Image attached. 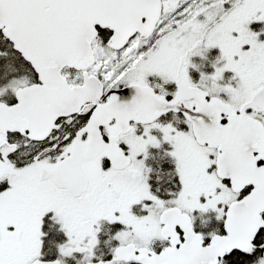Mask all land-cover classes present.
I'll return each mask as SVG.
<instances>
[{
  "label": "flooded vegetation",
  "instance_id": "af4514ba",
  "mask_svg": "<svg viewBox=\"0 0 264 264\" xmlns=\"http://www.w3.org/2000/svg\"><path fill=\"white\" fill-rule=\"evenodd\" d=\"M160 1L161 12L152 34L142 38L137 32L120 49L110 48L107 44L112 36L111 30L96 27L97 35L91 42L94 62L87 68V72L101 82L102 97L110 90L139 84L151 87L159 97L171 101L177 95L180 86H195L208 91L207 99L210 96L219 97L229 103L232 112L235 113L244 106L247 116L261 121L251 111L258 110L261 115H264V111L251 105L249 101L242 102L235 109L227 98L221 94L214 95V92H210V89L203 85V33L199 38L195 35L180 34L167 41L162 33H157L159 27L181 18L184 14L189 18L185 19L189 22L184 21L187 28L190 26V19L203 25V9L209 11L204 19L217 23L219 19L242 6L245 0H203V3L197 0ZM217 12L218 18L210 21ZM192 37L194 38L190 39ZM98 48L105 54L98 51ZM104 55L110 64H114L113 69L116 73L120 74L125 70L126 73H130L134 68L136 71L121 80L106 81L101 76V68L98 65ZM145 64L150 67L148 71L144 70ZM65 69L75 71L76 80L68 79L64 74ZM62 74L71 86L83 83L80 70L65 67ZM35 76L36 81L24 85L38 83L36 73ZM133 76L135 79H131ZM4 79L3 74L0 76V82ZM14 91L1 96L0 102L15 103ZM107 98L108 96L104 101ZM89 103L91 102H84L74 113L57 117L50 127H45L39 134L34 135V139L28 137L27 133H7L6 140L9 144H15V150L5 157L6 160L0 154V166H14L17 170L28 165L37 166L38 177L24 184L18 182L21 179H11L7 175L0 177V264H31L36 260L57 261L58 264H84L109 260L113 257L115 248L131 243L119 244L116 239L123 226L105 242L111 246L100 244L101 238L106 235L104 232L107 225L122 224L118 220L110 221L108 217L114 218L133 200L134 197L121 210L117 207L126 188H131L135 196L144 195L143 203L155 209L154 230L158 231V236L151 243V247L147 248L149 251H160L168 247L172 239L175 245L184 240L182 229L185 224L184 217L167 218V230L164 233L171 234L167 237L162 236L164 225L160 221V214L168 208L178 209L189 219L192 230L200 235L203 246L210 244L214 237L227 234L224 221L228 205L249 194L252 187L244 186L241 191L235 192L229 180L218 177L215 165L218 150L196 141L192 123L182 110H170L157 116L143 117L142 120L131 119L125 132H121L113 119L107 125L101 126L104 145L95 158L81 164V170L87 178V186L78 195L59 187L50 176L41 177V168L47 170L55 168L63 160L64 154H70L75 143L82 151L86 149L90 135L87 131L80 130L86 125L93 109L102 101L95 102L91 107H88ZM180 108L186 109L183 103H180ZM85 109L87 110L82 112ZM221 122H226L225 115ZM112 135L118 136V146L129 159L121 168L112 167L105 156L106 151L112 147L109 143ZM256 164L263 165L264 161L260 159ZM125 170L130 171L133 177L131 181H127V185H123L124 182L120 183L116 177ZM225 185L231 190L232 200L220 204L214 211L207 210L206 206L204 207L207 199L220 195L222 186ZM21 188L32 190L41 199L26 197L20 191ZM96 200L106 202L111 212L106 215L90 214L89 207L91 208ZM140 206L141 203L136 204L134 210L140 211ZM64 211H81V214L76 222L71 223L64 218ZM263 212L260 214L263 226H260L248 250L225 252L218 258L216 264H221V260L233 252L253 251L258 233L264 228ZM263 242L264 239L261 242V249H256L260 250L262 261ZM108 249H110L108 254L102 251ZM254 251L252 253L257 255ZM251 260L253 264L254 259Z\"/></svg>",
  "mask_w": 264,
  "mask_h": 264
},
{
  "label": "water",
  "instance_id": "95a60500",
  "mask_svg": "<svg viewBox=\"0 0 264 264\" xmlns=\"http://www.w3.org/2000/svg\"><path fill=\"white\" fill-rule=\"evenodd\" d=\"M160 12V0H0V31L39 79L38 83L17 87L15 103L0 102V154L3 158L15 150V144L6 140L8 132L27 133L34 139V135L50 127L57 117L74 113L84 102L90 101L88 107H91L101 100L80 130L90 135L86 149L82 151L75 143L70 154H64L55 168H41V177L50 176L59 187L78 195L87 186L81 164L95 158L104 145L101 126L113 119L121 132H125L131 119L142 120L146 116L182 110L192 123L196 141L218 150L215 160L218 177L229 180L235 192L244 186L252 187L249 194L228 205L224 221L227 234L214 237L207 246H203L200 235L192 230L184 214L176 208H168L160 214L164 225L162 236L171 234L164 233L167 218L184 217L181 243L175 245L172 239L171 244L160 251L128 243L115 248L113 257L107 261L84 264H216L225 252L247 251L263 226L260 214L264 211V164H256L260 159L264 161V125L260 120L247 116L244 106L235 113L231 105L219 97L207 99L208 91L195 86H180L171 101L159 97L151 87L139 84L110 90L102 97L101 82L87 72L94 62L91 42L97 35L96 27L111 30L107 44L120 49L137 32L142 38L151 35ZM65 67L82 71V85L68 83L62 74ZM180 103L186 109H181ZM249 103L264 111V84L251 94ZM223 115L226 116L224 123L221 122ZM117 140V135L110 137L112 147L105 156L112 167L121 168L129 159ZM262 256L264 258V242ZM31 264L58 262L36 260Z\"/></svg>",
  "mask_w": 264,
  "mask_h": 264
},
{
  "label": "rangeland",
  "instance_id": "374dc122",
  "mask_svg": "<svg viewBox=\"0 0 264 264\" xmlns=\"http://www.w3.org/2000/svg\"><path fill=\"white\" fill-rule=\"evenodd\" d=\"M197 1L203 3V0ZM208 12L203 9V25L190 19V26L187 28V23L185 24L184 21L189 22L185 20L189 18L184 14L181 18L159 27L157 33H162L166 38L165 41L180 34L195 35L199 38L203 33V85L210 89V92H214V95L221 94L227 98L236 109L242 102L249 101L251 94L264 84V0H245L242 6L217 23L204 19ZM213 15L214 17L210 21L216 20L215 17L218 18V12ZM98 51L103 52L100 48ZM103 54L105 53L103 52ZM197 55H199V51H197ZM98 65L101 68L103 79L111 82L121 80L136 71L134 68L130 73H126V70L120 74L116 73L113 69L114 64H110L105 55ZM149 69V65L145 64L144 70L148 71ZM131 79H135V76ZM25 83L26 80L8 81L0 89V97L8 92H13ZM251 113L258 116L264 124V115L254 109ZM28 166L20 170L14 169V166H0V177L7 175L11 179H21L18 182L22 184L30 182L31 179L38 177V167L36 165V167ZM116 177L120 183L124 182L123 185H127V181L133 179L128 170L122 171ZM20 191L28 198L41 199L32 190L21 188ZM221 192L220 195L207 199L204 205L207 210L214 211L220 204L232 200V193L227 185L222 186ZM132 198L133 200L126 204ZM143 200L144 195L137 194L135 196L131 188H126L117 207L121 210L125 204L127 206L123 211H119L114 218L108 217L110 221L118 220L124 225V228L116 235L119 244L131 242L139 248H150L153 240L157 238L158 231L154 230L155 209L149 205L146 206ZM139 203H141L140 211L137 212L134 210V206ZM80 212L64 211L63 215L68 221L74 223L81 214ZM89 212L94 215H106L111 212V208L103 200H96L95 204L91 208L89 207ZM257 264H264V261H258Z\"/></svg>",
  "mask_w": 264,
  "mask_h": 264
},
{
  "label": "trees",
  "instance_id": "16d2710c",
  "mask_svg": "<svg viewBox=\"0 0 264 264\" xmlns=\"http://www.w3.org/2000/svg\"><path fill=\"white\" fill-rule=\"evenodd\" d=\"M3 74L5 75V79L4 81L0 82V87L3 84H6L8 81L13 79L26 80V83L36 81L35 73L30 67L29 63L26 62L18 52L13 50L12 44L3 36V34L0 31V76H2ZM64 74L70 80H76L77 78V73L73 70L65 69ZM262 219L264 221V212L262 213ZM123 226H124L123 224H119V223L113 225H107L106 232H104L106 235L102 237L100 240L101 246H111V245H106L105 242L109 240V236L113 235ZM263 239H264V228H261L255 240L256 245L253 249V251L255 250L254 252L257 255H254L252 253L253 251H249L246 253L233 252L231 254L226 255L221 260L220 263L221 264H252L251 258H253L254 259L253 264H257L258 261H262V258L260 255V250H256V249H261V242ZM102 251L108 254L110 252V249L102 250Z\"/></svg>",
  "mask_w": 264,
  "mask_h": 264
}]
</instances>
